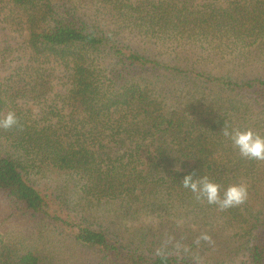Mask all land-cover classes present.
Listing matches in <instances>:
<instances>
[{"label":"trees","instance_id":"1","mask_svg":"<svg viewBox=\"0 0 264 264\" xmlns=\"http://www.w3.org/2000/svg\"><path fill=\"white\" fill-rule=\"evenodd\" d=\"M10 3L0 25L26 36L13 47L0 35V65L20 55L0 78V118L17 117L0 128V264H41L34 237L45 231L93 250L94 264H207L199 256L214 234L201 225L197 242L162 250L138 230L147 217L174 231L171 219L188 221L191 205L206 227L230 232L227 253L264 264V160L242 156L224 134H264V78L241 76L264 54V0ZM42 168L70 174L88 209L115 205L112 213L72 212L66 194L32 183ZM188 173L215 181L221 194L242 183L247 198L227 209L209 204L183 186ZM18 216L32 225L16 242L9 224Z\"/></svg>","mask_w":264,"mask_h":264},{"label":"rangeland","instance_id":"2","mask_svg":"<svg viewBox=\"0 0 264 264\" xmlns=\"http://www.w3.org/2000/svg\"><path fill=\"white\" fill-rule=\"evenodd\" d=\"M12 7V4L10 3V0H5L0 2V11L7 12L9 8ZM12 10V8L10 9ZM88 10L91 11L90 6L81 8V12ZM16 14V11H13V15ZM89 18V17H88ZM91 19V17L89 18ZM1 23V22H0ZM5 29V30H4ZM14 30V27L9 28V24L6 23L5 26L0 25V35H6L5 44L15 47V44L17 42H22V38L26 36V32H19ZM263 53V52H262ZM260 53V56L257 57L255 60L252 61L253 66L250 64L244 67L243 70H245L243 73L244 77H263L264 78V54ZM15 54V52H14ZM20 55H12L10 58L7 57L4 63L0 65V78L6 74V72L10 69V66H12L14 63L18 62L17 58ZM234 62L229 63L230 66L229 69L236 74V69L238 67V63L233 60ZM214 64L209 65L208 67H213ZM233 68V69H232ZM218 68H212L211 70H217ZM59 89V88H58ZM213 95V92H211ZM0 150H2L0 148ZM30 179L32 183L39 189L48 192L51 190H58V192H62L63 194H66L68 196L70 203L68 204L72 212L77 213L78 215H84L87 216L90 214L94 218L99 219L103 216H101V213L103 214L102 210L106 207H109V210L113 211V207L115 205H108L104 206L103 208H90L84 203V200H80L77 198L76 194L74 193V188L79 187V184L76 183V179L72 177L70 174L63 173L60 171L51 170L49 168H42L38 171V173H32L30 176ZM64 188V190H63ZM67 189L69 190L67 193ZM193 197V195H191ZM188 198V197H185ZM195 200V199H193ZM187 201H185L186 203ZM193 207L194 213L188 214V221L186 219L178 218L171 219L173 220L172 225L177 227L174 231L168 232L167 228H161L158 226L159 220L157 218H153L152 221H149V218L142 217L140 219V224L138 227V230L140 232V236L145 239V233H150V239L148 240V245L154 241V244L152 245L153 249L156 250H162L165 248H176L181 247L182 244H190L198 241V238H200L202 235L199 236L200 231H194L196 229H199V226L201 225L203 229H206L207 233L210 234L212 231L214 235L207 236L209 241V248L203 249L202 254L199 256L200 261L207 260V264H246L244 261V256L241 254L240 251L231 250L227 253V248L229 246H226V241L228 240V235L230 232L227 230L221 228L220 226H213L211 229L205 226L204 219L202 218L203 213L200 211V207L197 205H191ZM96 209V210H95ZM206 213V212H205ZM107 214V213H106ZM194 214H197L194 216ZM190 216V217H189ZM110 217V216H109ZM28 218L26 217H13L12 220H10V237L12 241H19L21 239H25L26 232L28 230V227L32 225V222L30 220L27 221ZM103 219V218H102ZM101 219V220H102ZM118 225H128L127 223H124L123 220H120V218L117 217V219H114ZM146 222L153 223V226L147 227ZM155 222V223H154ZM34 223V222H33ZM149 224V225H150ZM131 223L129 224V226ZM148 225V226H149ZM169 226V225H168ZM116 229V228H114ZM180 229V230H178ZM150 230V231H148ZM200 230V229H199ZM132 231H136L134 228H132ZM158 233L159 235L163 237H155L154 234ZM45 236H49L48 231H45L42 236L34 237L35 241L38 244V248L40 250L42 261L41 264H94L95 260V253L93 250H88L85 248H78V245H75L74 243L67 241V240H56V236L50 238H45ZM153 237V238H152ZM152 238V239H151ZM166 239L168 241H160V239ZM200 243H198L199 246ZM195 256V255H194ZM94 262V263H93Z\"/></svg>","mask_w":264,"mask_h":264},{"label":"clouds","instance_id":"3","mask_svg":"<svg viewBox=\"0 0 264 264\" xmlns=\"http://www.w3.org/2000/svg\"><path fill=\"white\" fill-rule=\"evenodd\" d=\"M17 123L15 113L9 112L0 118V128H11ZM224 134L229 136L239 153L248 158L264 160V134L251 128H224ZM182 184L190 189L197 198H204L209 204H216L221 209H227L242 204L247 198V188L242 183H232L224 188L221 194L220 185L206 176L198 179L192 173L184 175ZM207 239V237H204Z\"/></svg>","mask_w":264,"mask_h":264}]
</instances>
